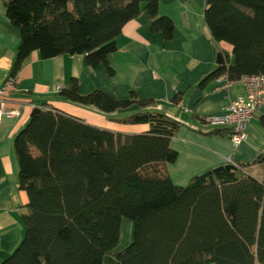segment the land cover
<instances>
[{
	"label": "trees",
	"instance_id": "16d2710c",
	"mask_svg": "<svg viewBox=\"0 0 264 264\" xmlns=\"http://www.w3.org/2000/svg\"><path fill=\"white\" fill-rule=\"evenodd\" d=\"M21 41L10 80L37 50L42 58L83 54L92 68L117 50L124 25L146 10L151 31L173 37L175 23L161 15V0H2ZM205 22L216 42L233 47L228 58L199 83L221 77L238 82L264 75V0H207ZM109 74L113 69L108 66ZM72 77L58 96L127 124H148L143 133L100 128L48 104L34 106L15 137L19 183L28 194L24 237L0 264H264V154L176 184L168 169L178 152L171 140L183 122L135 92L118 98L79 92ZM182 95L178 94L175 102ZM264 130V117L261 118ZM209 133L229 135L222 127ZM124 217L133 239L117 248Z\"/></svg>",
	"mask_w": 264,
	"mask_h": 264
},
{
	"label": "crops",
	"instance_id": "0c3cea01",
	"mask_svg": "<svg viewBox=\"0 0 264 264\" xmlns=\"http://www.w3.org/2000/svg\"><path fill=\"white\" fill-rule=\"evenodd\" d=\"M207 6V0H161L160 14L170 16L175 23L169 40L162 33L151 31L150 16L143 10L124 25L116 39L117 50L108 55L107 63L96 68L87 64L83 54L51 58H42L37 50L30 54L16 79L17 84L8 94L10 107H19L21 115L4 117L0 124V263L15 251L24 237L21 217L29 197L20 187L14 140L29 122L34 106L48 104L88 124L113 131L149 130L148 124H127L112 119L131 111H120L110 117L60 98L59 88L72 77L79 79L81 94L102 89L125 99L135 92L140 99H154L158 110L183 122L179 134L171 140L178 159L168 165L173 181L180 186L229 160L237 164L264 154L261 125L264 108L249 122L248 138L238 148L229 135L209 133L222 128L212 125L210 119L222 114L230 101L246 91L240 82L230 83L225 90H215L220 85L218 80L206 88L199 87L200 81L222 64L220 54L231 64L236 59L230 43L216 42L211 36L204 17ZM20 41V29L7 18L4 2L0 0V87L10 80ZM108 66L113 69V75L109 74ZM178 94L182 99L175 102ZM252 173L264 176L259 165L252 168ZM121 238L122 233L117 248Z\"/></svg>",
	"mask_w": 264,
	"mask_h": 264
},
{
	"label": "built area",
	"instance_id": "2783aa9c",
	"mask_svg": "<svg viewBox=\"0 0 264 264\" xmlns=\"http://www.w3.org/2000/svg\"><path fill=\"white\" fill-rule=\"evenodd\" d=\"M220 85L215 90H225L230 83L226 78L218 79ZM245 88V94L233 99L225 108V111L210 119V123L215 126L230 128L229 138L238 148L248 138L247 126L251 119L264 108V75L247 74L242 76L238 81ZM15 87L14 80H9L6 84L0 87V124L4 117L17 118L21 115L19 107H10L8 94ZM228 163H234L229 160Z\"/></svg>",
	"mask_w": 264,
	"mask_h": 264
},
{
	"label": "rangeland",
	"instance_id": "374dc122",
	"mask_svg": "<svg viewBox=\"0 0 264 264\" xmlns=\"http://www.w3.org/2000/svg\"><path fill=\"white\" fill-rule=\"evenodd\" d=\"M133 222L131 219L128 217H124L122 219L121 223V233H122V240L119 248H123L127 246L130 242L131 239H133V232H134V226ZM129 235L131 236V239L129 240Z\"/></svg>",
	"mask_w": 264,
	"mask_h": 264
},
{
	"label": "water",
	"instance_id": "95a60500",
	"mask_svg": "<svg viewBox=\"0 0 264 264\" xmlns=\"http://www.w3.org/2000/svg\"><path fill=\"white\" fill-rule=\"evenodd\" d=\"M219 63H224V59H223L222 54L219 55ZM223 169L236 170L237 169V165L234 164V163H227L225 165L218 166V168L216 167V168H214L212 170H209V171L205 172V174L209 175L211 173H215V172H218V171L223 170ZM104 263L105 264H119L118 261L113 256H106L104 258Z\"/></svg>",
	"mask_w": 264,
	"mask_h": 264
}]
</instances>
